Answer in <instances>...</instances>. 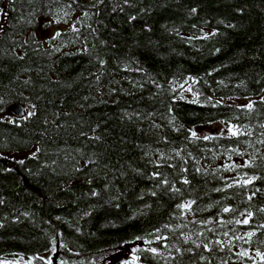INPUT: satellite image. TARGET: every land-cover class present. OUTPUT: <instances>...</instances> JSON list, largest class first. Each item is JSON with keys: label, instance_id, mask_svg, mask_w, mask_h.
<instances>
[{"label": "trees", "instance_id": "trees-1", "mask_svg": "<svg viewBox=\"0 0 264 264\" xmlns=\"http://www.w3.org/2000/svg\"><path fill=\"white\" fill-rule=\"evenodd\" d=\"M0 9V260L261 264L264 0ZM214 124L240 134L204 139Z\"/></svg>", "mask_w": 264, "mask_h": 264}, {"label": "snow or ice", "instance_id": "snow-or-ice-1", "mask_svg": "<svg viewBox=\"0 0 264 264\" xmlns=\"http://www.w3.org/2000/svg\"><path fill=\"white\" fill-rule=\"evenodd\" d=\"M192 11L195 12L196 10H195V9H192ZM2 12H3V10L0 9V13H2ZM66 14H67V13H65V15H66ZM72 30H73V31H77L75 28H73ZM60 35H61L60 32H56V33L51 37V39H56V38L59 37ZM211 35H215V33L213 32ZM101 63H103V61H101ZM187 79H188V80H193L192 77H188ZM193 82H195V81H193ZM188 90H190V89H188ZM243 107H247V108L251 109V108H252V104H251V102H250V103H248L247 105H244ZM227 131H228L231 135H234V136L240 134V133H239V130H238L237 128H235V126H233V125H231V124L228 125ZM191 136H192V137H195V136H196V133H195V132H192V133H191ZM204 139H208V137L205 136ZM20 163H23V161H20ZM246 163H247V162H246ZM252 179H254V177H253V178H249L248 180H245L243 183H245V184H247V183H251V180H252ZM183 182H184V183H187L188 181H187V180H184ZM164 183H167V181H164ZM92 195H96V193L93 192ZM250 198H251V197H249V199H250ZM189 206H190V205H179L178 207L186 208V207H189ZM223 211H224V212H229L230 209H229L228 207H225V208L223 209ZM261 211H264V209H261ZM251 215H252V213L249 212V213H248V216H251ZM239 222H240V221H237V223H239ZM243 222H244V223H247L248 221H247V220H244ZM262 227H264V226H262ZM248 235L250 236V235H252V234L249 233ZM136 239L139 240L140 237H137ZM144 243H145V244H149V241H148V240H144ZM61 247H63V245H61ZM205 248L207 249V245H205ZM53 250H54V249H53ZM138 251H139L138 249L133 248V249L131 250V252H132V254H131V258L128 259V260H125V261L123 262V264H137V262H138L139 259H140V257H139L138 255H136V253H137ZM146 251L152 253L153 255L157 254V249L154 248V247H148V248L146 249ZM177 251H179V249H177ZM239 255H242V256H248V252L244 251V252L239 253ZM256 256L260 258V260H261V264H264V252L257 251V252H256ZM34 259H41V260H43V264H51V261H50L48 258H44V257H29V258H28V262H27V264H32V261H33ZM0 264H13V262H7V261L0 260ZM61 264H64V262L61 261ZM254 264H255V262H254Z\"/></svg>", "mask_w": 264, "mask_h": 264}, {"label": "rangeland", "instance_id": "rangeland-1", "mask_svg": "<svg viewBox=\"0 0 264 264\" xmlns=\"http://www.w3.org/2000/svg\"><path fill=\"white\" fill-rule=\"evenodd\" d=\"M56 30H54L52 32V34L55 32ZM193 85L194 83H190L188 86H186L185 88H183V93H184V96L186 98H193L194 95H193ZM190 89V90H188ZM261 99H263L264 97L261 96L260 97ZM219 102H227V103H234V104H237V105H246L250 102V100H232V101H223V100H218ZM227 128L228 126L227 125H224V124H214L210 127H207L206 129H202L199 131V134L200 135H211V134H220V135H231L228 131H227ZM53 254H54V250H51L47 253H44L42 255H40L39 257H44V258H48L51 263H52V258H53ZM131 257L128 256L126 253H122L120 254L118 257L116 258H113V259H110L108 261L107 264H123V262L125 260H128L130 259ZM11 262V261H10ZM28 260L27 261H24V262H19V263H15L13 262V264H27Z\"/></svg>", "mask_w": 264, "mask_h": 264}, {"label": "water", "instance_id": "water-1", "mask_svg": "<svg viewBox=\"0 0 264 264\" xmlns=\"http://www.w3.org/2000/svg\"><path fill=\"white\" fill-rule=\"evenodd\" d=\"M7 112L14 118H23L25 115V108L23 104L17 103V104L10 106Z\"/></svg>", "mask_w": 264, "mask_h": 264}]
</instances>
